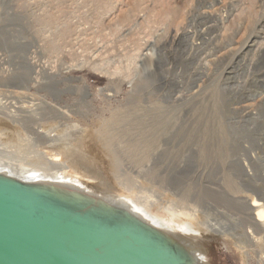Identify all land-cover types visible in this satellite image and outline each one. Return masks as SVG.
<instances>
[{"label": "rangeland", "instance_id": "1", "mask_svg": "<svg viewBox=\"0 0 264 264\" xmlns=\"http://www.w3.org/2000/svg\"><path fill=\"white\" fill-rule=\"evenodd\" d=\"M221 1L219 11L214 0H0V162L74 171L174 231L168 225L189 222L208 242L205 264H264V229L254 234L248 222L222 236L203 227L215 221L208 202L238 214L219 192L264 203L246 186L257 171L264 177V0ZM209 10L220 31L196 37L191 50L180 39L205 31L199 15ZM248 92L261 95L247 102ZM247 104L255 116L238 113ZM237 123L261 130L234 134ZM54 156L61 165L47 162ZM237 159L249 177L237 175Z\"/></svg>", "mask_w": 264, "mask_h": 264}, {"label": "bare ground", "instance_id": "2", "mask_svg": "<svg viewBox=\"0 0 264 264\" xmlns=\"http://www.w3.org/2000/svg\"><path fill=\"white\" fill-rule=\"evenodd\" d=\"M214 1H215V3L218 6H220L218 8L219 11H220V9L222 10V8H223L222 1L221 0H214ZM203 3L206 4L208 2L207 1H203ZM216 11H217V9H216ZM14 18L17 21L21 20V22H22V19H23V17L21 15H15ZM199 18H200V21L202 22L201 26L206 27V30H207L208 33L206 32V30L205 31L201 30V28H199L196 32H193L195 29L192 32L188 30V31H186L183 34V37H181V39H180V42L181 43L185 42L187 46H190L191 50L199 48V46L195 44L196 37H199V40L204 41L206 39V37L209 36V34H212L211 32H214L215 30H218V29L220 31V27L223 24V21H222L221 17L219 16V14L217 12L213 11V10L211 12L209 10V11H206V12L202 13L201 15H199ZM20 40L21 39L18 38V45L19 46H20L19 43H21ZM2 43L4 44V42L2 41V38H1L0 45ZM256 44H257L256 41H252V42L247 41L246 44L244 45V47H246V48L250 47L251 50H252L253 48L257 47ZM20 48H21V51L25 50V48H23L21 46H20ZM152 48H154V47H152ZM163 49H165V47H163ZM260 50H262L261 52L264 53V51H263L264 49H260ZM161 54H163V53L161 52ZM207 55H209V54H207ZM190 57H191V55H190ZM163 58L165 60L166 56L163 55ZM240 62H242V60H240ZM163 63L165 64V62H163ZM158 64H159V71H160V75H161L165 65H161V63H158ZM233 70H234V68H233ZM236 70H234V71H236ZM164 74L165 73L163 72L162 75H164ZM199 74H201L198 77L200 79H202L204 76H206V68L204 66L199 69ZM233 74H236V73L234 72ZM165 75H167V74H165ZM150 76L151 77H155L156 73L153 71V72L150 73ZM237 76L238 75L236 74L233 77V82H234V84L236 83L237 85H240V83H239L240 78H238ZM25 77L26 76L22 75V74H19V75L16 76V78L19 79L21 82L25 81V79H26ZM161 80H165V77H163ZM180 84H181V82H180ZM178 87H180V86H177V88ZM180 88H182V87H180ZM85 89L86 90L83 93H84V95H87L88 94V89L87 88H85ZM58 93H62V92L58 91ZM178 93H181V91L179 90ZM226 95H227V93H225V96ZM258 95H259L258 93H256L254 95L253 93H249L248 92V93H246V98L247 99H251V98L256 97ZM227 97L229 99L231 98V97H229V95H227ZM176 99H178V98H176ZM246 101H251V100H246ZM245 112H246L247 116H255L257 110H254V108H252V107H244L243 110L239 111L238 113L240 115H242ZM251 126L254 128V127H257V124H255V125L246 124L244 127H241L237 123V124H235L233 126H230V129H231L232 133H234V134L238 133L239 130L241 132L246 133L247 131H251L252 130ZM257 128L259 130H261V128L259 126ZM234 147H236V146L234 145L232 148H234ZM41 157H42V154H41ZM3 158H1V159L4 160ZM1 159H0V161H1ZM193 159L194 158L191 159L192 160V164H194V162H195V159L194 160ZM60 161L61 160H60V158L58 156L57 157L54 156V157L47 158V162L49 164H52V165L55 164V163H59ZM62 162H63V160H62ZM236 163L238 164V166L240 168L239 171H236L237 175L244 176V178L247 177V176L249 177L250 175L248 174V172L246 170H244L243 167H241V160L237 159ZM243 163H244V161H243ZM245 164H247V163H245ZM0 165L8 167V168H10L13 171H18V172H15V173H20V176H18L16 174H13L7 168H1V167H0V174H5V175H8V176H10V177H12L14 179H18V180H21V181H24V182H27V183L40 182V183H45V184L61 185V186H66V187H70V188H74V189L80 188L82 190H86L89 193H94L93 192V188L90 190V188L88 187L91 184H89L88 186H86V184H85V182L90 183L89 181L91 179H89V177H86V176H80L79 174H77V172L74 173V171L72 172L73 174H71L70 171H69L70 173H68V172H65V173H63V172L51 173L50 171L47 172L48 170L45 171V170L37 169V168L36 169H29V170H26L24 168L23 169L22 168L19 169L17 167L14 168L15 166L13 167V166L4 164L2 162H0ZM79 165H81V164L79 163ZM83 165H84V163H83ZM56 166H59V165H56ZM74 167H73V169H74ZM195 167L196 166L193 165L192 169L194 170ZM65 168H66V166L64 165L63 168H60V169H62V171H63V169H65ZM67 169H65V170H67ZM76 170H78V169H76ZM254 170L257 171L256 167H254ZM19 171H21V172H19ZM83 171L85 172V170H83ZM22 172H24V173H22ZM79 172H81V171H79ZM192 173H191V175H192ZM92 180L94 181V179H92ZM95 180H97V182H98L97 178ZM262 180H264V177H263L262 173H258V171H257L256 176H254L252 182L248 183L246 186L250 190L255 191V193H257L259 196H262V199H264V188L262 186H260V187L258 186V182L262 181ZM101 185H103V183ZM1 191L3 192V194L4 193H5V195L9 194L10 196L14 197V199H16L17 201L22 202L23 204L29 206V208L33 211L34 215L35 216L37 215V217L40 219V221H42V223H45L47 225H49V224L50 225H55V226L59 227L62 230L68 231V233H69V230L76 231L79 234L81 233L84 238L85 237H90V238H92L94 240H97L98 243H100V246L102 248H105L109 252L110 256H112L114 253H117V251H120V250H128V252L133 253V251H137V250L139 251V250H144L145 249V250H148L150 252L148 254H150V255L153 254V256H151V257L154 260H156L157 264H179V262H180L179 261V256H178L179 254L175 255L173 252L169 251L167 249V247H165L160 242H149L148 240L146 242L143 239L137 238L136 237L137 235L135 234V231H137V230H136L134 224L125 223L123 221H119L116 224V226H112L107 220L101 218L99 216V214L94 213V210H89L87 212V214L82 215L79 212H77L76 210H72L70 208L63 207L62 205H60V203L55 202V200L52 199V198L51 199H43V198L35 197V196H24V197H22L19 194H17L16 192H13V191H6V192L3 191V190H1ZM95 191H97V190H95ZM101 195L104 197L103 199H105V201L112 202L116 206L118 205V203L122 202V203H126L131 208L133 207L132 204L129 201H127L126 199H122V198L116 199L114 197V195L107 194V193H101ZM218 196H219V199L222 201V203H224L230 209H233L234 211H236L238 214H233L232 215V213L231 214L224 213L220 209L214 207L212 204H210L208 202L206 204V207H205V212L207 214H209V215L210 214L214 215V218L213 217L212 218L215 220V221L207 220V223H204L203 227L207 229L208 233H213L215 235L226 236L227 234H230L232 231L234 232V231L238 230L239 227H243L244 224L248 223V222L251 224V227L254 230V234L255 233L258 234L259 232H261L264 229V203H261V201H259V200H254L251 203H249L247 201L238 200V199L236 200V199L230 197L229 195H227V194H225L223 192H219ZM3 198H6V197L3 196ZM145 207L146 206H144L143 208L145 209ZM139 209H141V208H139ZM134 211L136 213L140 214V215H143V217L148 215V213L146 214L145 212L144 213L142 212L144 210H141V211L140 210H134ZM145 211H147V210H145ZM211 215H210V217H211ZM190 217H192V216H190ZM146 218H145V220L151 226H153L155 228H158V229H161V230L165 231L168 234H172L176 238H178L180 241H182L181 242L182 244H184L187 248H189L191 251L194 252L195 258L199 261L198 264H205V260L203 259V255H205L207 253V252H204V250L207 251L206 247H205L206 246L205 244H207L208 242L206 240L207 243L205 241H204L205 243H202V240L200 239V236H199V232L200 231L198 232V230L196 228H194L193 225L192 226L188 225L189 222L187 223V226L186 225L185 226H183V225H172V224L168 225V226H173L174 229H175V231H174V230L168 228L167 225H165L166 223H164V220L162 222V221H160L161 219L159 220L156 216H153V215L149 214ZM234 219H235L236 222H233ZM224 220H225V222L226 221L228 222L227 223V224H229L228 227H227L226 224L222 225L220 223V221H224ZM216 221L219 224H211L213 222L216 223ZM201 227H202V225H201ZM250 232L251 231H249L247 233H250ZM185 234H186V236H185ZM132 235L135 237V238L133 237L134 239H130L129 238ZM251 237L253 239V235H251ZM251 237H249L248 235L245 234V238L247 239V241ZM255 239H256V237H255ZM2 247L3 246H0V264H21V262L20 263H16L15 261H12L11 259H9V257L6 254L2 253V251H3ZM140 252L143 253V251H140ZM123 262H126V263L129 262V263H136L137 264V262H135V260H133L131 258L130 254L127 256V258ZM25 263H27V264H35L32 260L25 261Z\"/></svg>", "mask_w": 264, "mask_h": 264}, {"label": "water", "instance_id": "3", "mask_svg": "<svg viewBox=\"0 0 264 264\" xmlns=\"http://www.w3.org/2000/svg\"><path fill=\"white\" fill-rule=\"evenodd\" d=\"M1 190L13 191L22 197L52 198L63 207L76 210L82 215L94 210V213L112 226H116L119 221L134 224L137 238L146 242H160L175 255L179 254V264L199 263L194 252L182 244V241L151 226L126 203L119 201L116 206L105 201L101 193L95 190L94 193H89L80 188L40 182L27 183L0 174V246H3L2 253L16 263L27 264L25 261L32 260L35 264H136L123 262L130 254L137 264H157L151 257L153 254H148L150 252L145 249L133 253L120 250L110 256L97 240L84 238L76 231L69 230L68 233L55 225L42 223L29 206L9 194L6 196ZM114 197L118 199L115 195ZM133 237L129 238L134 239Z\"/></svg>", "mask_w": 264, "mask_h": 264}, {"label": "built area", "instance_id": "4", "mask_svg": "<svg viewBox=\"0 0 264 264\" xmlns=\"http://www.w3.org/2000/svg\"><path fill=\"white\" fill-rule=\"evenodd\" d=\"M261 94H259L258 96H260ZM258 96H256V97H258ZM256 97H253V98H251V99H248V100H254ZM248 102V101H247ZM244 107H252V105H249V104H247V105H245V106H243L242 107V109L244 108ZM253 108V107H252Z\"/></svg>", "mask_w": 264, "mask_h": 264}]
</instances>
